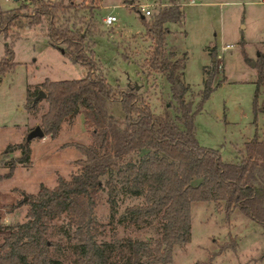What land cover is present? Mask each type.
I'll list each match as a JSON object with an SVG mask.
<instances>
[{
    "label": "trees",
    "instance_id": "trees-1",
    "mask_svg": "<svg viewBox=\"0 0 264 264\" xmlns=\"http://www.w3.org/2000/svg\"><path fill=\"white\" fill-rule=\"evenodd\" d=\"M90 1L89 14L80 13L73 0H31L13 8H3L0 3V33L8 36L13 27H31L46 21L51 43L65 45V53L85 68L82 77H46L35 89L27 88L30 111L39 108L40 100L34 101L39 90L47 94L48 108L40 123L45 135L56 137L62 123L81 109L92 137L89 143H72L83 154L76 160L77 171L69 177L58 174L54 186L41 183L36 193L29 194L26 219L6 226L0 242V264H60L51 249L63 248L62 242L51 237L56 233L54 222L60 219L66 226L64 233L77 240L75 264H110V244L99 240L101 223L96 216L98 196L103 190L107 191L113 211L121 192L142 197V202L128 205L123 212L122 216H128L132 223L143 226L157 217L162 221L154 241L128 237L126 257L117 264L172 262L176 247L191 239L195 201L213 200L227 214L239 209L264 231V137L256 133L247 140L238 149L237 161L225 160L219 149L201 144L197 137L195 117L201 102L221 83L215 82L216 47L210 50L212 63L203 67L202 99L194 108L193 100L187 97L190 85L184 79L188 52L166 51V35L170 32L167 24L182 22V4L169 0L150 17L144 13L142 21L152 40L145 63L165 75L176 111L156 112L136 85H114L102 71L94 40L91 45L87 39L90 32L99 31L93 9L100 7L101 0ZM241 44L250 60L245 39ZM13 46L6 45L0 59V76L16 64ZM255 59L254 107L264 113V49H259ZM108 100L121 103L123 124L110 112ZM14 149H20L21 154L6 158L7 152ZM142 150L145 152L141 156H132ZM5 152L2 163L9 170L0 178L10 177L18 163H32L29 140L10 143Z\"/></svg>",
    "mask_w": 264,
    "mask_h": 264
},
{
    "label": "rangeland",
    "instance_id": "rangeland-1",
    "mask_svg": "<svg viewBox=\"0 0 264 264\" xmlns=\"http://www.w3.org/2000/svg\"><path fill=\"white\" fill-rule=\"evenodd\" d=\"M28 0H0L3 8L20 6ZM33 1V0H32ZM69 1V0H66ZM80 13L89 14L90 0H73ZM131 0H101L93 9L99 31L90 32L87 39L94 46L100 67L114 85L134 84L142 97L150 102L156 112L167 109L176 113L170 83L164 74L146 65L152 40L147 35L139 6L132 7ZM139 0L148 2L150 17L169 0ZM138 2V3H139ZM184 10L182 22H169L166 35V51L188 52L184 79L190 85L187 97L194 108L201 102L204 88L203 67L210 65V50L216 47L217 74L215 87L209 97L201 102L195 117L197 137L201 144L217 148L228 161L239 159L238 149L256 133L264 137V113L256 111L257 69L250 60L264 49V0H179ZM32 4V3H30ZM113 13L118 21L113 26L104 23V15ZM46 21L31 27H13L8 36L0 33V59L6 45H14L13 62L16 64L0 76V174L9 170L2 163L7 145L28 141V132L41 123V116L48 108L45 97L40 98L39 108H27V88L35 89L42 81L78 78L85 68L65 53L64 47L54 46L46 31ZM250 60L242 50L241 40ZM226 43L232 48L223 50ZM222 56V67L219 57ZM108 108L123 124L125 117L119 101L108 100ZM83 112L62 123L59 134L52 137H34L29 140L32 163H18L10 177L0 178V242L7 232L6 226L26 219L30 193H36L41 183L52 187L58 174L69 177L77 171L76 160L83 157L74 142H91ZM145 150L132 154L141 156ZM11 159L21 154L20 149L7 152ZM129 158V156H128ZM197 180V178H196ZM195 180V181H196ZM27 198L25 199V195ZM25 199V200H24ZM115 211L111 210L108 194L103 190L98 196L96 216L100 221L99 240L110 244V264L123 261L128 252V237L154 239L160 234L162 221L150 219L145 225L132 223L122 216L125 208L142 202V197L120 193ZM23 204L12 207L14 203ZM9 210L4 211V204ZM7 215L11 216L6 220ZM64 220L54 222L55 234L51 237L62 242L63 248L52 247L60 264L74 263L76 239L64 233ZM168 264H264V231L259 223L239 209L227 214L213 200L195 201L192 204V235L184 246H177L172 262Z\"/></svg>",
    "mask_w": 264,
    "mask_h": 264
},
{
    "label": "water",
    "instance_id": "water-1",
    "mask_svg": "<svg viewBox=\"0 0 264 264\" xmlns=\"http://www.w3.org/2000/svg\"><path fill=\"white\" fill-rule=\"evenodd\" d=\"M259 54V51L258 53ZM250 63L253 64V66L256 65V59L253 58L250 60ZM46 92L44 91V89H40L38 94L35 96L34 98V101H38L40 98L42 97H46ZM45 136V131L43 129V127L41 126V124H37L35 127H33L27 134V140H31L32 138L34 137H44ZM28 196L25 195V199L27 198ZM24 199V200H25Z\"/></svg>",
    "mask_w": 264,
    "mask_h": 264
},
{
    "label": "built area",
    "instance_id": "built-area-1",
    "mask_svg": "<svg viewBox=\"0 0 264 264\" xmlns=\"http://www.w3.org/2000/svg\"><path fill=\"white\" fill-rule=\"evenodd\" d=\"M28 1H31V0H28ZM148 5L149 4H143L142 5V10L145 12V14L149 15L151 14V9L148 8ZM118 21V18L115 14L113 13H109L107 15L104 16V23L107 25V26H113L114 24H116V22ZM234 46L233 43H226L222 46V49L223 50H226V49H229V48H232ZM219 60H220V64L219 66L222 67L223 63H222V56L219 57Z\"/></svg>",
    "mask_w": 264,
    "mask_h": 264
},
{
    "label": "crops",
    "instance_id": "crops-1",
    "mask_svg": "<svg viewBox=\"0 0 264 264\" xmlns=\"http://www.w3.org/2000/svg\"><path fill=\"white\" fill-rule=\"evenodd\" d=\"M138 2H139V0H131V1H130V4H131L132 7H136V5H137V6H139L141 9H142V5H143V4H150V3H148V2H146V3H144V2H141V3L139 2V3H138ZM154 3H158V1L155 0ZM104 16H105V15H104ZM143 16H144V14H142V17H143ZM116 23H117V22H116ZM9 204H11V203H6V204H4V206H3L2 209H3L4 211H6V212H9V213H11V214H14V211H10V210H9V207H8ZM10 218H11V216L7 215L6 220H9Z\"/></svg>",
    "mask_w": 264,
    "mask_h": 264
}]
</instances>
